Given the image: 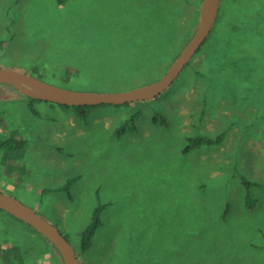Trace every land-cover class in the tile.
Listing matches in <instances>:
<instances>
[{"label":"rangeland","instance_id":"obj_1","mask_svg":"<svg viewBox=\"0 0 264 264\" xmlns=\"http://www.w3.org/2000/svg\"><path fill=\"white\" fill-rule=\"evenodd\" d=\"M137 1L0 0V68L77 92L152 83L202 0H164L173 6L151 27L129 24ZM74 110L0 85V192L56 226L79 264H264V0H220L208 38L158 98ZM15 219L0 210V264H62Z\"/></svg>","mask_w":264,"mask_h":264},{"label":"water","instance_id":"obj_2","mask_svg":"<svg viewBox=\"0 0 264 264\" xmlns=\"http://www.w3.org/2000/svg\"><path fill=\"white\" fill-rule=\"evenodd\" d=\"M220 0H202L192 37L166 72L156 81L117 93H88L63 89L13 69L0 68V85H7L26 98L62 106L124 105L155 99L163 94L196 55L214 25ZM0 210L29 225L47 239L61 258L62 264H79L72 246L54 225L49 224L33 209L12 196L0 192Z\"/></svg>","mask_w":264,"mask_h":264},{"label":"trees","instance_id":"obj_3","mask_svg":"<svg viewBox=\"0 0 264 264\" xmlns=\"http://www.w3.org/2000/svg\"><path fill=\"white\" fill-rule=\"evenodd\" d=\"M199 2H200V0H199ZM137 3H140V5L133 6L131 8V10H130V12L132 14L138 15V17H136V19L135 18L129 19L130 20L129 24L133 25V26H136L138 22H142V23H147L151 27V25L149 24L148 21H150V23H158L159 25H161L163 23V19L167 17L168 11L173 6L170 2H166L164 0H138ZM194 5L196 6L195 17L193 18V22L191 24V27H190L189 31L186 33L187 41H188L189 37H191L192 30H193V28H195V26L197 24V20H198V11L197 10L199 9V3L198 4L194 3ZM153 6H155L156 8H153ZM144 33H146V32H144ZM187 41L186 42L183 41V42H181L182 44H179V46L177 47L178 48V53H175L174 57H172L171 60H169L170 63L167 65L166 68H168L171 65V63L175 60V58L178 56V54L181 51V49L186 45ZM141 49H146V48L141 47ZM198 52H199V50L197 51V53ZM74 74H79V73H78V71H67V72H65L63 74L64 80H70L71 77H75V76H73ZM148 82L149 81H143L142 84L143 85L149 84ZM129 89L130 88H121L120 90L128 91ZM114 93H117V92H114ZM26 99L29 101L30 104H32V102H39V101L30 99V98H26ZM129 104H124V105H129ZM51 105H53V104H51ZM57 106L62 108V109H67V108H72L73 110L75 109L74 112L79 117H85L86 116V111H87L88 108L96 107V106H87V107H85V106H62V105H57ZM113 106H120V105H113ZM135 119H136V114L135 113L131 114V116L129 118L124 119V121L120 124V126H119L118 130L116 131V133L117 134L118 133L121 134V133H124V131L126 129H132L134 127ZM221 136H222V134L218 135L216 138H213V139L206 138V137H201V136L194 137L192 139L188 138V139H186V145L184 146V149L187 152L192 147L193 148L194 147L198 148L200 145L211 146V145L217 144V143H219L222 140ZM19 147H21V144H15L14 145L15 149L19 148ZM246 198H247V200H246L245 203H248L249 202V195L248 194H247ZM100 211H101L100 207L95 209L94 216L92 218L91 223L81 233V245H80L81 251H86L91 246V238L93 236V233L96 230V228L100 225V221H99V212ZM12 218L15 219L14 217H12ZM16 221H18V220H16ZM23 224H25V223H23ZM25 226H27L28 228L32 229L27 224H25ZM32 230L34 231V229H32ZM34 232L36 234H38L36 231H34ZM7 233H8L7 230L4 229L3 235H6ZM45 241H46V243L43 245L44 247L51 245L50 247L53 248V245L47 239H45ZM129 264H131V263H129ZM249 264H258V263H249Z\"/></svg>","mask_w":264,"mask_h":264},{"label":"flooded vegetation","instance_id":"obj_4","mask_svg":"<svg viewBox=\"0 0 264 264\" xmlns=\"http://www.w3.org/2000/svg\"><path fill=\"white\" fill-rule=\"evenodd\" d=\"M161 95H162V94H160L159 96H161ZM159 96H158V97H159ZM158 97H156V98H158ZM156 98H155V99H156Z\"/></svg>","mask_w":264,"mask_h":264},{"label":"crops","instance_id":"obj_5","mask_svg":"<svg viewBox=\"0 0 264 264\" xmlns=\"http://www.w3.org/2000/svg\"><path fill=\"white\" fill-rule=\"evenodd\" d=\"M35 192L37 193V191L35 190Z\"/></svg>","mask_w":264,"mask_h":264},{"label":"bare ground","instance_id":"obj_6","mask_svg":"<svg viewBox=\"0 0 264 264\" xmlns=\"http://www.w3.org/2000/svg\"><path fill=\"white\" fill-rule=\"evenodd\" d=\"M40 112V111H39Z\"/></svg>","mask_w":264,"mask_h":264}]
</instances>
